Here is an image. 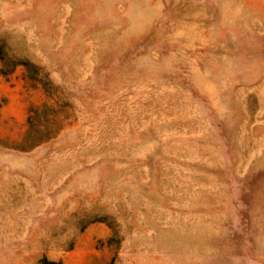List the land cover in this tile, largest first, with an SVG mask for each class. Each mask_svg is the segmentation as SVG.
<instances>
[{
	"label": "rangeland",
	"instance_id": "1",
	"mask_svg": "<svg viewBox=\"0 0 264 264\" xmlns=\"http://www.w3.org/2000/svg\"><path fill=\"white\" fill-rule=\"evenodd\" d=\"M0 264H264V0H0Z\"/></svg>",
	"mask_w": 264,
	"mask_h": 264
}]
</instances>
